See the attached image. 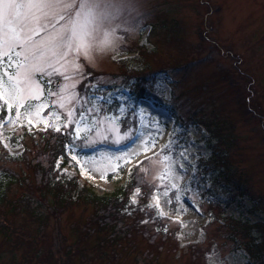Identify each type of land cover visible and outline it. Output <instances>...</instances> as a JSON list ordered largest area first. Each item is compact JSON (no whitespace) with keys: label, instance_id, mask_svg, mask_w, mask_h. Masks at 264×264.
I'll list each match as a JSON object with an SVG mask.
<instances>
[{"label":"rangeland","instance_id":"374dc122","mask_svg":"<svg viewBox=\"0 0 264 264\" xmlns=\"http://www.w3.org/2000/svg\"><path fill=\"white\" fill-rule=\"evenodd\" d=\"M32 2L54 5L36 13L38 19L28 25L35 30L33 42L42 49L41 41L70 30L77 12L82 21L88 5L100 4L95 11L103 9L106 18L84 46L77 49L74 42L70 50L65 48L66 56L52 55L48 41L45 59L52 74L39 81L44 94L33 105L47 106L40 116L33 107L31 120L36 122L30 123L23 108L17 117L16 106L9 110L8 101L0 99V154L19 158L28 147L27 155H34L37 147L26 134L58 132L59 123L71 145V151L66 147L67 158L56 162L59 179L109 194L136 167L151 186L145 204L138 201L137 187L130 193L126 215L132 230L125 248L134 246L135 253L155 256L160 264H247L239 248L242 234L232 239L231 231L216 220L224 209V218L264 222V0ZM81 4L86 7L81 9ZM11 71L15 74V65ZM62 99L63 107L58 103ZM200 111L231 129L227 160L257 204L252 206L249 195L234 200L222 191H206L198 169L209 157L207 134L189 121ZM176 115L179 121L174 124ZM2 166L26 171L20 160ZM25 190L30 188L13 185L8 195L18 198ZM86 214L87 208L76 203L58 218L47 217L48 237L58 230L68 245L73 244L79 238L73 229ZM13 215L15 224L36 235L37 225L28 216ZM140 230L152 233L154 243ZM164 232L168 236L162 239ZM92 241L86 239L81 246L90 247ZM128 257L123 264H137L133 254ZM0 264H24V253L0 245Z\"/></svg>","mask_w":264,"mask_h":264},{"label":"trees","instance_id":"16d2710c","mask_svg":"<svg viewBox=\"0 0 264 264\" xmlns=\"http://www.w3.org/2000/svg\"><path fill=\"white\" fill-rule=\"evenodd\" d=\"M173 118L174 124L179 121L178 115ZM190 119L189 121L202 127L207 134L205 143L209 157L200 163L198 169L200 179L206 184V191H222L223 195L231 196L234 200L248 196L245 183H240L235 178V169L227 160L233 142L227 123L220 121L221 119L207 117L202 111L199 114L194 112ZM38 133L25 136L30 144L37 147L32 150L34 155H27L28 147H24V152L19 158H10L6 153L3 156L0 154V245H5L11 252L20 250L24 253V264H92L97 261L101 264H123L131 254L134 255V263L160 264L155 256L135 253L134 246L126 245L125 248L132 230L130 214L126 215L130 213L127 212L126 204L133 187L139 189L138 201L143 204L152 195L151 186L146 184L136 167L128 173L126 182L111 193L96 194L88 186L78 187L74 181H64L56 176L57 160L67 158L66 147L70 144L68 136L62 130ZM19 160L26 167V171L22 173L2 166L3 162ZM13 185H23L31 191H22L20 197L11 198L8 193ZM33 189L35 190L32 191ZM171 197L173 199L174 195L171 194ZM249 199L252 206L255 205L256 198L249 195ZM76 203H82L87 208V214L83 215L85 217L81 220L80 227L73 229L77 230L78 234H74L79 238L68 245L58 230L52 232V237H48L47 217L58 218ZM223 210L216 221L231 231L232 236L230 233L229 235L232 239L236 240V235L242 234L243 242L239 248L247 256V264H263L264 222L250 224L242 219L224 218ZM208 212L212 216L213 210L208 209ZM13 214L28 216L37 225L36 235L33 236L29 229L15 224L12 220ZM136 226L141 228L138 222ZM139 232L152 243L156 240L155 236L146 230ZM167 236L165 232L161 235L162 239ZM86 239L93 240L90 247L81 246Z\"/></svg>","mask_w":264,"mask_h":264},{"label":"snow or ice","instance_id":"6c2138e0","mask_svg":"<svg viewBox=\"0 0 264 264\" xmlns=\"http://www.w3.org/2000/svg\"><path fill=\"white\" fill-rule=\"evenodd\" d=\"M52 7L54 5L34 3L32 0H27V2L25 0H0V66H3L0 70V99L8 101L7 107L9 110L12 109L13 105L16 106L17 117L22 115L21 108H23L24 114H27L30 118V123L36 122L31 120L33 107L36 110L35 115L40 116L42 109L47 106L43 103L33 105V101H40V97L44 94L42 84L39 81L44 80L46 75L51 76L52 74L49 71V61L45 59L47 52L50 50L48 41H51L52 55L66 56L68 53L64 51L65 48L70 50L74 42H78L76 44L77 49L84 46L85 41L91 35V31L102 27L106 18L103 9L99 13L95 11L101 8L100 4L88 5V10L83 13L84 19L82 21L79 19L81 13L77 12L78 19L71 22L70 30L57 33L55 36L41 41L42 49L33 42L32 36L35 35V30L30 29L28 25L38 19L36 13L43 14L44 9ZM85 7L84 4L80 5L81 9ZM105 7H111V5H105ZM89 25L92 26L91 30ZM109 35L108 32H105V43L110 42L108 40ZM21 56H23V60L17 59ZM13 65L16 68L15 74L11 71ZM36 73H40L38 78L35 75ZM47 83L51 86L50 79ZM58 103L63 107V99ZM51 115L56 116L59 120L56 113ZM80 115L83 117L84 114L81 113ZM72 116L73 112L69 110L68 123L72 122ZM81 122H76L77 133ZM45 124L47 128L48 122L45 121ZM55 127L59 131L60 124L57 123ZM68 147L71 151V145Z\"/></svg>","mask_w":264,"mask_h":264}]
</instances>
